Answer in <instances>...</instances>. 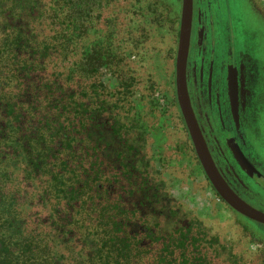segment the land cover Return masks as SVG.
I'll return each mask as SVG.
<instances>
[{"label":"rangeland","instance_id":"rangeland-1","mask_svg":"<svg viewBox=\"0 0 264 264\" xmlns=\"http://www.w3.org/2000/svg\"><path fill=\"white\" fill-rule=\"evenodd\" d=\"M168 1L117 0L110 2V5L104 8L101 20L95 24L89 34L77 43L69 56L63 57L58 53H53L46 61L43 59L46 67L45 69L42 67L34 75L36 84L33 85L34 87L42 85L45 74L54 79L59 76L64 77L73 67L77 69V74L69 81L77 87L76 97L81 102L92 104V107L96 100H99L105 108H108V112L104 115L114 116L120 120V124H122V113H125L128 124L133 121L136 127L145 125L144 129H148L146 134L150 145L149 150L154 156L159 179L167 185L171 195L191 215L200 218L211 233L223 239L228 244L227 249H230L242 264H264V254L259 251V245L254 244L250 238V235L258 236L264 241V226L257 225V227L255 223L233 211L220 199L202 170L189 141L183 117L175 100V62L180 35L182 0L175 1V12L172 14H169ZM241 1L246 8L247 3L251 4L250 0ZM256 1L264 11V0ZM204 4V0L197 2L199 25L203 20L201 16L208 15ZM213 5L216 6L215 3ZM212 12L215 13V11ZM251 16L253 14L247 9L244 21L252 28L249 30L250 44L255 55L264 56V26L260 21L252 23ZM259 23L260 26L257 25ZM213 40L217 41V38L214 37ZM232 48L237 50L234 44ZM0 60L3 61L4 58ZM43 65L42 63L41 66ZM230 74L229 77H232L229 82L230 95L232 107L235 110L239 104L240 83L243 80H239L236 70ZM11 75L8 69L0 71V91L8 96L13 92L17 93L22 88L17 81L18 75L12 78ZM10 78L11 81H8ZM262 88L263 81H260L257 89ZM258 91V93L262 92ZM15 97L20 98L18 95ZM42 99L37 98L32 103L24 102L25 107L32 112L33 105L38 106L35 109V121L39 119L38 111L42 110L39 107L47 110L44 101L40 104ZM10 101L15 103V100ZM123 105H126L128 110L124 111ZM26 115V120L22 118L13 126L27 124L30 126L29 121L34 115L28 114L27 118ZM70 118L73 116L71 115ZM5 121H0L3 127H6ZM210 128L215 148L223 152L226 159L232 162L233 160L238 161L246 170L250 162L244 158L239 146L236 145L232 156L227 141L218 127L213 125L212 128L211 125ZM22 130L25 132V128ZM256 146L255 152L251 154L252 161L264 170V130L259 134ZM211 150L217 158V152L212 147ZM0 166L10 169L7 173L11 176L12 181L9 184L13 189L16 187L17 190L37 194L41 186H44L41 179L36 182L31 180L29 184L25 172L19 171V167L22 166L20 162L6 161L0 163ZM21 168L23 170V166ZM44 178L48 180L47 177ZM247 179L243 181L248 189L253 192V195L258 196L264 205L262 196L264 190H257L252 179ZM22 191H20L21 194ZM19 203L21 204L18 205V209L23 214L26 230L30 233L45 235V243L59 254L58 258L62 263L73 264L80 250L89 253L94 245H100L99 237L90 232V220L85 216L74 215L76 223L73 221L72 226L68 227L69 231H72V236H66L69 239L71 236L72 240L67 242V240H60L55 231L51 229L50 222L53 218L50 217L49 202L38 208L23 206L22 201ZM63 213L68 214L66 211ZM39 218H41L40 221ZM82 219L85 221L82 222ZM66 245L76 246L74 256L67 248L69 246ZM85 245L93 246H87L88 249H85Z\"/></svg>","mask_w":264,"mask_h":264},{"label":"trees","instance_id":"trees-1","mask_svg":"<svg viewBox=\"0 0 264 264\" xmlns=\"http://www.w3.org/2000/svg\"><path fill=\"white\" fill-rule=\"evenodd\" d=\"M114 1L117 0H0V59L4 58L0 60V71L8 69L12 73L11 78L18 75L17 81L22 85L17 93L13 92L10 96L0 91V121L6 120V127L0 124V163L20 162L23 170L21 166L19 171L25 172L29 184L31 180L36 182L40 179L44 183L37 194L17 190L16 187L13 189L9 184L11 176L7 173L10 169L0 166V264H65L59 261V254L53 247L45 243V235L26 230L23 214L18 209L19 201L23 206L35 208L49 202L50 217L53 218L51 229L60 240L67 242L72 240V231L68 227L73 221L76 223L74 215L81 214L90 220V232L99 237L100 245H94L89 253H84L85 250L77 252L73 264L212 262L201 245H161L155 248V245L132 242L130 233L134 230L127 225L125 230L123 224L128 209L111 198L113 191L108 188L114 175L110 173V168L103 169L104 163L98 154L101 146L107 144L104 143L105 136L90 133L89 142L78 136L76 138L70 130L72 123L61 121L64 116L68 121L73 114L68 110L72 108L71 99L74 97L70 83L64 86L63 82L50 80L45 74L42 85L34 87V75L42 67L45 69L44 61L53 53L69 56L77 43L101 20L104 8ZM175 1H168L169 14L175 12ZM76 74L77 69L73 67L68 71L67 79L71 81ZM17 95L20 98L15 97ZM37 98H43L40 104L44 101L47 109L39 107L43 110L38 111L40 121H35L34 115L38 106L33 105V113L24 103H32ZM10 100H15V103ZM25 114L34 115L29 121L30 126L26 122L24 126H13L22 118L26 120ZM96 121L102 126L107 124L100 117ZM78 143L76 155L73 146ZM88 143L94 145L93 162H88L92 159ZM60 145L61 149L55 150V146ZM62 149L67 152L68 159H63L65 152ZM63 211L68 214L64 215ZM68 235H71L70 239L66 237ZM66 246L74 256L76 246ZM87 246L93 245H85V249H88Z\"/></svg>","mask_w":264,"mask_h":264},{"label":"flooded vegetation","instance_id":"flooded-vegetation-1","mask_svg":"<svg viewBox=\"0 0 264 264\" xmlns=\"http://www.w3.org/2000/svg\"><path fill=\"white\" fill-rule=\"evenodd\" d=\"M204 1V9L208 15L201 16L203 20L199 25L198 0H194L191 47L187 66V83L192 107L212 157L225 180L243 200L264 212V205L260 202V198L253 195L243 181V179L251 178L257 190H264V170L252 161L251 155L256 150L259 134L264 130V56L255 55L250 44L249 30L252 28L244 21L248 9L253 14L250 18L251 22L260 21L264 26V11L256 0H250L249 5L246 2L247 8L241 0ZM214 3L216 6L213 5ZM260 23L257 25L260 26ZM214 37L217 41L213 40ZM233 44L237 50L232 48ZM235 70L238 72L239 80L243 81L240 83L238 107L233 110L229 74L234 73ZM48 77L55 82H63L64 86L69 84L67 74L64 75L65 78ZM260 81H263V88L257 89ZM69 86L70 90L74 91V97L71 99L72 108L68 109L73 113V118L67 122L64 116L61 121H65L66 124L72 123L73 128L70 130L76 138L81 137L82 140L87 139L89 142L90 133L94 132L99 137L105 136L104 143L107 144L101 146L98 154L101 162L104 163L103 169L110 168L112 170L110 173L114 175L110 178L111 187H107L113 191L111 195L109 192V195L128 209L123 224L125 230H127L126 225L134 230L130 233L132 242L139 245H155V248L161 245H201L202 251H206L210 257L211 264H242L238 257L227 249L228 244L218 235L211 233L200 218L191 215L171 195L167 185L160 181L154 156L149 150L150 145L146 134L148 129H144L145 125L136 127L133 121L128 124L125 113H122V124L114 116L106 117L104 114L108 112V108H105L102 102L96 100L93 107L92 104L81 102L76 97V85L73 86L70 83ZM176 89L175 62V100L183 117ZM258 90L262 92L258 93ZM122 109L128 110L126 105H123ZM98 117L105 119L106 126L96 121ZM96 125L99 126L96 127ZM211 125L212 128L213 125L218 127L227 141L232 156L236 145L239 146L250 162L246 170L238 161L232 162L226 159L224 153L215 148L210 134ZM185 126L193 151L204 171L186 123ZM107 129L109 132H106ZM89 145L91 146L89 154L92 155V159H88V162H93L94 145ZM210 145L217 152L218 160L214 157ZM73 147L78 155L79 143ZM57 149H61V145L55 146V150ZM61 151L65 152L63 159H68L67 152L64 149ZM107 154L110 155L109 158L106 157ZM251 222L256 226L259 225L254 221ZM252 236L250 235L251 241L259 245V251L264 254V241L258 236ZM194 239L198 241L194 242Z\"/></svg>","mask_w":264,"mask_h":264},{"label":"water","instance_id":"water-1","mask_svg":"<svg viewBox=\"0 0 264 264\" xmlns=\"http://www.w3.org/2000/svg\"><path fill=\"white\" fill-rule=\"evenodd\" d=\"M194 0H182L180 35L176 57V92L190 137L199 161L217 195L233 211L264 226V212L243 200L218 169L194 113L187 83V66L191 47Z\"/></svg>","mask_w":264,"mask_h":264}]
</instances>
